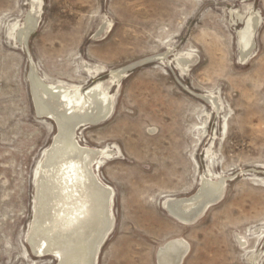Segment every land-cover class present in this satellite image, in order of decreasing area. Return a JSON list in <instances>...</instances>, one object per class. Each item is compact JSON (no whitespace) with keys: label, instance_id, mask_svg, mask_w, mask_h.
Segmentation results:
<instances>
[{"label":"rangeland","instance_id":"rangeland-1","mask_svg":"<svg viewBox=\"0 0 264 264\" xmlns=\"http://www.w3.org/2000/svg\"><path fill=\"white\" fill-rule=\"evenodd\" d=\"M42 1L24 48L10 33L32 0H0V264H57L28 241L37 171L58 133L37 111L33 68L48 84L100 83L113 96L110 116L78 131L82 146L114 151L94 168L116 218L97 264H158L175 239L190 245L183 264H264V0ZM204 179L224 188L194 223L168 211Z\"/></svg>","mask_w":264,"mask_h":264},{"label":"bare ground","instance_id":"bare-ground-1","mask_svg":"<svg viewBox=\"0 0 264 264\" xmlns=\"http://www.w3.org/2000/svg\"><path fill=\"white\" fill-rule=\"evenodd\" d=\"M42 5V0H32L26 22L12 28L10 35L24 48L42 20ZM258 25V20L251 17L239 34L243 59L254 52L253 33ZM130 66L114 71L112 81L124 79ZM29 79L38 113L53 119L58 133L37 171L28 241L38 257H54L57 264H97L98 253L112 235L116 218L112 212L115 191L99 179L94 168L99 159L109 158L114 151L82 146L78 131L106 120L114 110L113 96L100 83L87 93L80 87L48 84L35 68ZM224 182L204 179L195 195L172 199L167 209L179 220L191 222L220 199ZM189 248L182 239L167 242L158 251V264H183Z\"/></svg>","mask_w":264,"mask_h":264},{"label":"water","instance_id":"water-1","mask_svg":"<svg viewBox=\"0 0 264 264\" xmlns=\"http://www.w3.org/2000/svg\"><path fill=\"white\" fill-rule=\"evenodd\" d=\"M136 66H137V65H134V66L130 67V69H129V70H132V69H134ZM214 205H215V204H214ZM209 207H211V206H209ZM209 207H208V208H209ZM208 208H207V209H208ZM194 222H195V220H191V222H189V223H194Z\"/></svg>","mask_w":264,"mask_h":264}]
</instances>
